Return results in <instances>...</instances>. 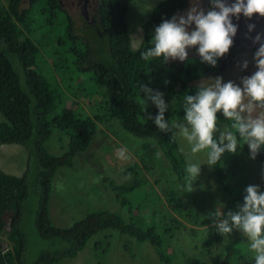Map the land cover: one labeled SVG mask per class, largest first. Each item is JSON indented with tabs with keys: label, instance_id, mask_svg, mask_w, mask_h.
I'll return each instance as SVG.
<instances>
[{
	"label": "trees",
	"instance_id": "16d2710c",
	"mask_svg": "<svg viewBox=\"0 0 264 264\" xmlns=\"http://www.w3.org/2000/svg\"><path fill=\"white\" fill-rule=\"evenodd\" d=\"M38 1L46 4L39 9L42 12L52 15L63 11L68 16L67 35L72 43L68 52L76 59L73 63L75 68L90 73V81L103 88L105 99L99 103L104 104L105 115L111 120L117 119L120 127L134 137L153 139L170 164L179 184L178 189L173 191L166 187L161 190L165 194L164 203L177 216L169 213L168 208L160 203L162 199L154 185L141 174L140 167L133 164L122 170V175L131 177L129 182L120 185L111 183L110 188L114 191V202L118 203V208H127L125 215H130L127 219L114 211L95 209L85 213L69 227L52 224L47 205L53 176L60 167H72L74 157L89 148L102 117L95 113L77 112L79 109L73 106H62L60 112L56 111L57 104L63 102L57 93L62 89L63 82L58 83L56 80L51 83L43 75L34 72L40 54L37 44L40 39H35V30L30 29L28 17L31 11L35 13ZM132 1L100 0L96 17L98 21L95 26H86L89 30L86 34L79 33L72 17L56 0H28V8L22 10V0H3L0 3V40L4 42V46L0 47V144L21 145L28 151L26 170L21 177L5 173L0 168V233L8 224L6 234L9 242V247H5L0 241V264H56L65 258L73 259L93 236L96 235V238L106 230H115L136 243L150 244L159 260L165 264L175 258L178 261L182 259L179 262L183 264L186 257L192 260L188 264H240L242 259L248 257L247 240L235 229L232 232L233 240L223 241L215 237L216 242H222L217 243L219 253L207 250L206 258L186 255L183 250L173 247L172 238L177 231L186 229L194 234L195 227L208 224V219L202 217L203 204L196 200L195 192L186 193L187 161L177 139H172L173 132H161L155 125L154 117L159 111L156 106L146 105L140 111L136 102L145 94L142 86L153 90L160 85L158 91L168 93L173 98V107H167L165 112L166 121L170 123L173 117L183 119V98L197 93L201 85L196 81L206 73L216 71L219 60L216 66H212L203 62L202 58H188L180 67L160 59L150 62L142 60L141 53L151 47L155 28L165 20H171L172 13L183 7L185 0H162L151 9L148 19L142 24V42L137 49L132 48L127 22ZM10 55L19 60L25 86ZM71 103L76 104L75 101ZM217 117L226 127L229 126L230 121L222 112ZM55 129L65 132L69 137L67 148L59 155L50 153L45 147V142ZM240 147L242 153L252 161L264 160V146L255 159L250 157L247 145ZM212 169L215 180L226 195L225 218L230 205L237 201L241 203L244 194L239 192L236 197L231 193L221 160ZM143 185H147L146 189H142ZM30 188L38 192L35 228L39 237L58 240L54 251L46 249L39 252L32 263L27 261V242L22 230L23 202ZM132 192L142 195L134 207H130L126 199ZM204 244H209V241L205 240ZM251 258L250 253L247 259Z\"/></svg>",
	"mask_w": 264,
	"mask_h": 264
},
{
	"label": "rangeland",
	"instance_id": "374dc122",
	"mask_svg": "<svg viewBox=\"0 0 264 264\" xmlns=\"http://www.w3.org/2000/svg\"><path fill=\"white\" fill-rule=\"evenodd\" d=\"M160 1L162 0H133L131 2L127 13V22L133 49H137L141 44L142 24L148 19L151 9ZM27 2L28 0H22L21 10L28 8ZM0 3H3V0H0ZM45 5L43 1H38L34 8L35 13L33 14L31 11L28 17L30 29L35 30V39H40L37 43L40 54L37 57L34 72L37 75H43L51 83L56 80L58 83L63 82L61 93L57 91L63 102L57 104L56 111L60 112L62 106L76 107L79 109L76 110L77 112L82 111L91 115L95 113L102 117V120L97 123L98 130L93 136L89 148L74 157L72 167H60L53 176L47 205L49 219H51L52 224L69 227L82 218L85 213L95 209L114 211L127 219L130 216L125 215L127 208H118V203H115L114 191L110 188L111 183L120 185L129 182L131 177L122 175V170L125 166L133 164L140 167L141 174L150 184L154 185L157 193L160 194L162 199L160 203L168 208L164 203L165 194L161 189L167 187L177 190L179 186L170 164L153 139L134 137L120 127L117 119L111 120L105 115L104 104L100 105L99 103V101L105 99L103 88L90 81V73L80 72L75 68L73 63L76 59L73 54L68 52L72 45L67 35L68 16L63 11L50 15L49 12L39 10ZM181 15L179 13L178 16ZM72 19L74 25L79 29V33L84 32L86 34L89 31L79 16L73 14ZM0 43V47L4 46L2 40H0ZM10 57L21 77L22 84L25 86V76L19 65V60L16 56L10 55ZM56 58H58V61ZM168 71H171L170 67ZM29 72H32V68L29 69ZM196 83L202 85L210 83V81L202 79V81L198 80ZM65 85L66 88H64ZM52 86L55 87V85ZM159 86L153 91H158ZM240 87H243V85ZM163 98L167 107H173V98L168 93H163ZM142 99L145 100V104H142ZM74 101L76 102L75 105L71 103ZM146 105L156 106L145 93L137 99L136 106L142 111ZM0 119H2L1 114ZM173 119L184 122L183 119L173 117L170 119V123ZM226 128L225 123L218 120L219 131H224ZM174 131L176 130L173 129ZM219 131L217 132L218 138ZM176 139L187 163L201 164V171L193 182L194 185L192 184V191L195 192L196 200L203 204V207H201L203 208L202 217L208 219V224L195 227L196 233L194 234L189 233L186 229L181 230V232L177 231L172 238L173 247L175 250H183L186 255H198L200 258L205 257L206 251L211 249L214 254H217L220 249L217 243L221 244L222 242H216L215 237H219L223 241L230 238V240H233L232 238H234L233 233L225 238L217 231L214 223L217 219L215 217L217 211L221 212V218H224L226 195L215 180L212 166L206 163V156L204 154H199L196 157L191 156L187 142L179 136ZM68 140L69 137L65 132L55 129L45 142V147L50 153L59 155L67 148ZM120 149L126 150L127 159L121 160L118 158ZM221 161L226 184H230V190L234 196L237 197L240 192L245 197L246 188L250 185L258 186L259 191L264 193V160L252 161L242 153V148L238 145L235 154L226 151L222 155ZM27 162L28 151L25 147L15 144H0V168L5 173L21 177L26 170ZM156 179L158 180L157 183L155 182ZM146 187L147 185H143L142 189H146ZM137 192H132L126 197L130 207H134L142 196ZM186 193L189 194L187 189ZM37 194L38 192L35 189L30 188L23 202L22 230L27 242L28 263H32L39 252L46 249L54 251L58 246L57 239H42L35 228ZM244 197L240 200L241 203L237 201L233 205L231 204L229 211H239V207L244 203ZM167 210L177 216L171 208ZM161 225L158 224L157 226ZM7 231L8 224L5 225L4 231L0 233V241L5 247H9ZM239 233L243 236L240 231ZM99 235L96 238V235L93 236L75 258H65L56 264H165L159 260L154 248L148 243H136L133 239L127 238L115 232V230L102 231ZM205 240H208L209 244H204ZM97 241L99 243H96ZM125 246L127 249H125ZM249 254L250 252L247 258H249ZM247 258L242 259L240 264H248L249 262L255 264L253 258ZM179 261L175 258L168 264H180ZM188 262L192 263L190 257H186L183 264H188Z\"/></svg>",
	"mask_w": 264,
	"mask_h": 264
},
{
	"label": "clouds",
	"instance_id": "9594fccd",
	"mask_svg": "<svg viewBox=\"0 0 264 264\" xmlns=\"http://www.w3.org/2000/svg\"><path fill=\"white\" fill-rule=\"evenodd\" d=\"M211 3L212 10L207 14L194 5L186 15L162 22L155 28L151 47L141 53V59L147 62L153 59L184 61L188 57L187 49L198 46L202 61L216 66L217 61L229 53L233 37L237 34V26L231 17L239 19L240 14L249 19L257 14L264 17V0H235L231 5L224 0H211ZM192 24L196 28L189 32ZM248 27L250 32L255 28L254 25ZM252 39L254 44H259L253 56L257 71L242 78L243 87L216 77L213 82L202 84L195 95H186L183 98L184 122L173 119L170 124L166 121L167 105L163 94L142 86L148 99L159 110L154 117L158 129L161 132H173L175 129L172 139L179 136L186 141L193 157L204 154L209 166L217 165L226 151L235 154L238 145H247L252 159L264 146V34L258 33ZM247 67L248 62L244 61L243 68ZM141 102L146 103L143 99ZM221 112L230 121L224 131L218 129L217 114ZM125 152V149H120L118 158L127 159ZM200 171V163L186 164L187 191H192V183ZM221 216V212L215 213L217 231L225 238L234 229L240 231L247 240L248 251L255 264H264V193L258 186L246 188L239 211H229L226 218Z\"/></svg>",
	"mask_w": 264,
	"mask_h": 264
},
{
	"label": "flooded vegetation",
	"instance_id": "af4514ba",
	"mask_svg": "<svg viewBox=\"0 0 264 264\" xmlns=\"http://www.w3.org/2000/svg\"><path fill=\"white\" fill-rule=\"evenodd\" d=\"M57 3L66 11L70 17L73 16V14H76L79 16L81 21L87 26H95L97 23V8L99 6L100 0H56ZM194 5L198 6L200 9H202L205 14L209 10H212V3L211 0H185V3L182 8L179 10H176L172 13L171 19L175 17H179V13L182 15H186V13L189 11L190 8H192ZM85 15V16H84ZM181 15V16H182ZM196 26L195 24H192L188 31L191 32L195 30ZM198 46L196 47H190L187 49L188 51V58H201L198 51ZM258 48H253L252 51H246L243 47H231L229 53L225 54L224 57L219 59V66L216 71L208 72L204 76H202L200 81L202 79L208 80L213 82L216 77H221L223 82L227 83L229 81L235 83L238 86H242V78L245 76H251L255 71H257V67L255 64V61L253 59L254 53L256 52ZM180 60H169L167 63L169 64H176L179 67L182 66L185 61ZM248 62V67L245 69L243 68V62ZM197 80V81H198Z\"/></svg>",
	"mask_w": 264,
	"mask_h": 264
},
{
	"label": "water",
	"instance_id": "95a60500",
	"mask_svg": "<svg viewBox=\"0 0 264 264\" xmlns=\"http://www.w3.org/2000/svg\"><path fill=\"white\" fill-rule=\"evenodd\" d=\"M224 2L231 5L235 0H224ZM215 10L218 11L219 9L216 8ZM231 19L233 24L237 26V34L233 37V47H243L246 51H252L253 48H258L259 44H254L252 38L258 33L264 34V17H260L257 14L249 19L243 14H240L239 19L236 16H232ZM248 25H254L255 28L250 32Z\"/></svg>",
	"mask_w": 264,
	"mask_h": 264
}]
</instances>
